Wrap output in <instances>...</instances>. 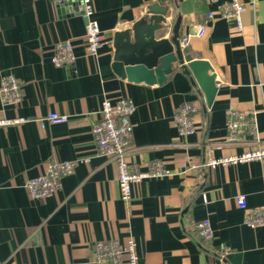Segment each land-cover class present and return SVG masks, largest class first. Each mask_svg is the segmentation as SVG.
Returning <instances> with one entry per match:
<instances>
[{"label": "crops", "instance_id": "obj_1", "mask_svg": "<svg viewBox=\"0 0 264 264\" xmlns=\"http://www.w3.org/2000/svg\"><path fill=\"white\" fill-rule=\"evenodd\" d=\"M226 1L93 0L103 37L94 57L86 51L81 0H0V85L13 73L22 92L19 103L3 106L0 98V117L30 119L0 127V263L95 264L96 242L133 237L141 264L218 263L222 242L229 247L223 264H264V226L247 225L236 201L244 194L248 207L264 204V159L183 169L187 158L202 165L256 147L252 135L248 143L225 142L228 109L255 111L264 145V0L254 7L239 0L247 4L240 28L222 15ZM164 7L166 38L177 23L179 39L208 27L182 48L212 65L217 91L211 105L180 70L149 84L122 78L111 67L115 34L140 20L154 22ZM66 39L77 58L56 66L55 46ZM120 97L136 105L129 163L146 171L161 162L171 171L135 183L130 201L122 199L116 162L98 151L93 135L102 101ZM185 102L198 107L195 132L180 136L174 113ZM49 112L69 119L51 123ZM82 157L88 161L61 177L49 197L33 198L26 189L49 163ZM206 218L214 237L203 242L193 227Z\"/></svg>", "mask_w": 264, "mask_h": 264}, {"label": "built area", "instance_id": "obj_2", "mask_svg": "<svg viewBox=\"0 0 264 264\" xmlns=\"http://www.w3.org/2000/svg\"><path fill=\"white\" fill-rule=\"evenodd\" d=\"M83 4L82 15L86 19L85 39L87 43L86 51L90 56H97L100 46L103 44L102 31L98 20L95 18L93 0H81ZM219 0H209L214 3ZM260 0H249L253 7ZM246 3L239 0H227L221 4V13L225 17L232 16L241 27V16L246 9ZM209 19H214L213 12L208 13ZM207 25L198 26L194 34L185 35L180 39V44L186 47L192 35L201 37L207 31ZM77 56L71 39L61 40L55 46L52 62L56 66L69 65L75 62ZM0 98L2 105L19 103L22 99L21 83L19 78L8 73L1 79ZM136 109V105L129 97H120L116 101L105 98L100 107L99 119L93 125V135L100 153L116 162L118 167V184L122 199L130 201L133 197V185L146 178L165 176L171 171L163 166L161 162L153 163L146 171H141L129 163L128 157L133 150V123L131 116ZM198 110L194 102L180 104L174 113V119L178 126L180 136H188L195 132L193 120L194 113ZM256 112H242L228 109L226 111V127L228 130L226 143L244 144L247 135L254 138L252 143L256 147L243 151L241 154L225 156L222 158H211L209 161L199 165L190 159L183 162V169H195L199 166H216L217 164H236L264 159V145H259L257 136V126L255 121ZM46 119L51 123H66L69 119L67 114L49 112ZM29 117H0V127L19 124L29 121ZM87 157H82L70 161H54L47 165L46 170L36 177L28 179L26 189L33 198L44 199L52 195L60 185L61 177L74 171L81 162H87ZM237 204L246 210L245 223L251 227L264 226V204L258 207H248L247 198L244 194L237 196ZM194 233L203 242L211 241L214 237V230L209 219L198 220L194 223ZM229 247L225 242L220 244L218 263L223 264V259ZM93 261L95 264H141L137 249V243L133 237L122 243L116 239L102 240L96 242L93 248ZM3 264V263H0Z\"/></svg>", "mask_w": 264, "mask_h": 264}, {"label": "water", "instance_id": "obj_3", "mask_svg": "<svg viewBox=\"0 0 264 264\" xmlns=\"http://www.w3.org/2000/svg\"><path fill=\"white\" fill-rule=\"evenodd\" d=\"M154 22L137 21L115 34L113 71L130 81L160 83L169 74L180 70L200 87L207 104L211 105L217 91L216 75L209 61L194 59L180 44L179 23L171 38L164 37L168 23V7L156 11Z\"/></svg>", "mask_w": 264, "mask_h": 264}]
</instances>
